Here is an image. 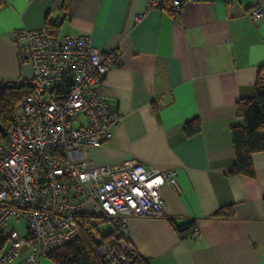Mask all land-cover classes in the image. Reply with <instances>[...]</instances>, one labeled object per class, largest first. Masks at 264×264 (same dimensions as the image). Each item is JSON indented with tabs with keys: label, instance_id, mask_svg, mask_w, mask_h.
I'll use <instances>...</instances> for the list:
<instances>
[{
	"label": "crops",
	"instance_id": "obj_1",
	"mask_svg": "<svg viewBox=\"0 0 264 264\" xmlns=\"http://www.w3.org/2000/svg\"><path fill=\"white\" fill-rule=\"evenodd\" d=\"M180 1L172 15L148 0H0V79L31 72L13 42L18 29L88 36L118 59L100 92L121 121L87 161L176 171V191L160 189L164 217L126 222L136 255L143 264H264V153L251 156L253 178L227 175L230 130L241 124L235 105L253 97L264 68V17L250 16L264 0ZM193 119L200 130L186 137ZM226 207L232 218L212 217ZM189 221L198 233L176 230Z\"/></svg>",
	"mask_w": 264,
	"mask_h": 264
},
{
	"label": "built area",
	"instance_id": "obj_2",
	"mask_svg": "<svg viewBox=\"0 0 264 264\" xmlns=\"http://www.w3.org/2000/svg\"><path fill=\"white\" fill-rule=\"evenodd\" d=\"M148 1L149 10L164 11L167 2L178 14L182 7L180 0ZM250 16L264 12L255 7ZM13 42L31 68L13 82L27 83L31 94L15 106L0 143V264H38L74 240L85 219L110 226L112 236L95 247L100 262L130 264L126 222L164 217L160 189L176 191V171L87 161V150L107 144L121 121L100 92L118 59L102 56L88 36H53L44 28L18 29Z\"/></svg>",
	"mask_w": 264,
	"mask_h": 264
},
{
	"label": "trees",
	"instance_id": "obj_3",
	"mask_svg": "<svg viewBox=\"0 0 264 264\" xmlns=\"http://www.w3.org/2000/svg\"><path fill=\"white\" fill-rule=\"evenodd\" d=\"M164 5V11L172 13ZM174 13H172L173 15ZM49 35L55 36L51 26L44 28ZM257 82L254 87V95L251 99L240 101L235 105L236 117L241 124L231 128L230 139L233 152V165L227 173L229 176H243L253 178L254 171L251 163V156L256 153H264V68L261 69ZM31 94V89L27 83L15 84L13 81L0 85V143L5 142L4 130L10 121L15 106L26 96ZM200 130V124L197 119H193L184 126L186 137L197 134ZM216 219L232 218L230 207L218 210L212 216ZM86 219L82 220L79 227L78 236L60 249L48 254L45 258L54 264H102L95 253V247L112 236L108 232L105 235H99L98 228L87 226ZM194 222L189 221L176 227L178 232L183 229H190ZM132 253V252H131ZM130 264H143L133 250L129 254Z\"/></svg>",
	"mask_w": 264,
	"mask_h": 264
},
{
	"label": "rangeland",
	"instance_id": "obj_4",
	"mask_svg": "<svg viewBox=\"0 0 264 264\" xmlns=\"http://www.w3.org/2000/svg\"><path fill=\"white\" fill-rule=\"evenodd\" d=\"M110 231V226L108 224L102 225L98 228L99 235H105Z\"/></svg>",
	"mask_w": 264,
	"mask_h": 264
}]
</instances>
